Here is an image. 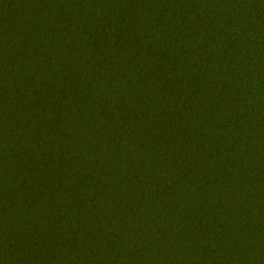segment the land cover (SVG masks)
<instances>
[{"label":"trees","instance_id":"1","mask_svg":"<svg viewBox=\"0 0 264 264\" xmlns=\"http://www.w3.org/2000/svg\"><path fill=\"white\" fill-rule=\"evenodd\" d=\"M0 264H264V0H0Z\"/></svg>","mask_w":264,"mask_h":264}]
</instances>
